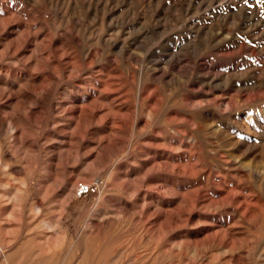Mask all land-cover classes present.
I'll return each mask as SVG.
<instances>
[{"label":"rangeland","instance_id":"1","mask_svg":"<svg viewBox=\"0 0 264 264\" xmlns=\"http://www.w3.org/2000/svg\"><path fill=\"white\" fill-rule=\"evenodd\" d=\"M0 264H264V0H0Z\"/></svg>","mask_w":264,"mask_h":264},{"label":"built area","instance_id":"2","mask_svg":"<svg viewBox=\"0 0 264 264\" xmlns=\"http://www.w3.org/2000/svg\"><path fill=\"white\" fill-rule=\"evenodd\" d=\"M100 185L101 182L98 180L92 181L90 183L80 181L75 185L74 196L76 198H80L87 195H93L99 191Z\"/></svg>","mask_w":264,"mask_h":264}]
</instances>
